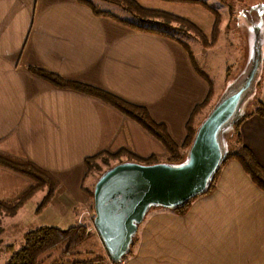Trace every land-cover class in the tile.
Here are the masks:
<instances>
[{"label": "crops", "instance_id": "obj_1", "mask_svg": "<svg viewBox=\"0 0 264 264\" xmlns=\"http://www.w3.org/2000/svg\"><path fill=\"white\" fill-rule=\"evenodd\" d=\"M88 2L0 0V152L30 160L50 172L59 186L49 205L59 207L56 212L68 226L77 223L88 207L82 190L85 158L127 150L140 157L166 159V151L110 105L73 89L57 88L32 75L29 66L145 106L155 121L167 126L175 142L182 138L187 115L209 91L179 43L130 26L127 16H118L115 5ZM256 100L264 105V70ZM239 131L242 143L264 168V118L249 115ZM230 164L214 188L188 208V230L202 225L195 230L196 236L200 233L210 239L206 217L218 211L210 205L229 206L232 216L236 208L229 191L238 190L235 178L241 177L242 184L252 183L235 162ZM29 186L28 178L0 165V201L17 200ZM225 187L228 191L222 197ZM235 230L226 227V247ZM24 232L20 229L21 236ZM207 247L194 249L201 253ZM5 248L0 247V264ZM214 254L206 257L208 263L216 259ZM233 258L236 255L227 254L228 260Z\"/></svg>", "mask_w": 264, "mask_h": 264}, {"label": "rangeland", "instance_id": "obj_2", "mask_svg": "<svg viewBox=\"0 0 264 264\" xmlns=\"http://www.w3.org/2000/svg\"><path fill=\"white\" fill-rule=\"evenodd\" d=\"M200 1H204L207 6H209L211 9H215L220 13L221 16V33L219 34L217 42L214 46L205 49L203 48L198 38L195 36L194 32L187 30L185 27L179 26L178 24H171V26L173 28L174 38H179L190 46L191 50L193 51V57H195L196 65L199 67V69H201L203 73H205L210 78L213 83V91L215 93L214 97H211V107L217 100L216 97L219 96L226 80L235 73L242 61L244 43L241 38L239 26L243 25L245 22L240 12H242L244 8H249L255 3L264 4V0ZM136 2L149 10L164 11L168 14L188 19L197 24L204 31L206 36H209V33L212 30L214 21L213 16L200 5L179 3L175 2L174 0H138ZM110 7L112 8L113 4H110ZM113 8H116L115 10H117L118 16H127L129 22H137L136 18L132 17L127 11L120 8L119 6L115 5V7ZM128 24L132 27H135L130 23ZM148 33L156 34L177 42L173 37H170L169 35L167 36L159 34L157 31H148ZM182 48L186 52V49L183 46ZM158 50L162 51L161 49ZM178 61L180 60L178 59ZM254 100H256V97ZM254 100L252 101L251 105L254 104ZM250 106L248 107L246 113H248L251 109ZM209 109L205 110L206 113L204 114V116H200L201 118L198 120L197 124L203 117H205ZM189 115L190 114L187 115L182 126V138L180 140H177L176 142L174 141L178 146L184 144L183 142L186 138L185 124ZM234 136L235 132L231 139H233ZM187 148H182V153H184V155L187 151ZM232 149L233 148L231 146L228 154L232 151ZM137 157H139L140 159H147L151 156ZM166 161H171L167 160V155L166 159H160L156 157L155 161L152 163ZM230 163L231 162L227 163L226 165H223L224 163L222 164L223 166L218 171L219 176L216 182L222 176L223 170L229 169V166L232 167ZM99 164L100 170L95 171L94 179L92 177V179L94 180L93 183L100 175V173L107 168L106 164L101 163L100 161ZM109 164L111 166L115 164V162H110ZM88 179L89 178L85 180L84 186L91 187L92 191L90 179ZM248 183L249 184H242L241 177L235 178L233 182V185L238 184V190L237 192L229 191L231 193V199L233 200V208H236L232 216L230 215V212H228L230 211L229 206H226V208L221 204L218 205V203L214 206L210 205L213 210L217 209L218 211L214 212L211 217H206L208 233H210V237H208L210 238L209 240L204 239V237H202L200 233H198L197 236L195 235V230L202 226L200 224L197 225L199 227L194 229V231L188 230V228L186 227L189 224L188 222L186 223V214L188 213V210H185L182 214H177L176 212L165 208H152L146 214L145 219L142 221V223L139 225L134 244L131 247L129 254L121 261L120 264H144L146 261L148 262L147 264H150L152 262H155L154 264H213V262L214 264H264V191L256 187L254 184L250 182ZM225 188L226 189H224L221 193L223 194L221 195L222 197L225 196L228 191L227 187ZM65 193L66 192L62 193V199H65ZM68 194L69 192L67 193V195ZM41 195V192L38 193L32 199L30 205L24 207L23 210L19 209L14 214L9 216L0 215V247L4 248L10 244L16 245V247L19 246L21 243L20 229L28 231L42 224H54V226L60 228H66L68 226V222L66 221V219L64 217H61L57 213L59 211V207H56L55 204H53L52 206L50 204V208H48L49 206H47L40 213L36 215L34 214L33 210L40 200ZM199 198L200 197H196L189 203L193 204L194 201H198L201 199ZM87 204L90 218V212H93V210H90L92 200L88 196ZM207 212H209V210ZM197 214H199V212ZM82 215L88 214L86 212H83L81 216ZM230 216L231 219L229 220ZM226 219L228 221H226ZM88 224V232L94 233V237H97L98 241L100 242L96 231L94 230L92 220H89ZM226 227H233V230L236 229L233 232V235L231 237L229 236V239L231 240L229 247H226V241L228 238L225 233ZM221 234H223V237L220 238ZM94 237L91 236L89 238V241H93ZM220 239L222 240L220 241ZM187 241H191V243H188ZM195 246L208 247L205 250L204 248H202L201 254L194 249ZM87 247H89V245ZM186 253L188 254L189 259L186 257ZM228 253L233 256L236 255V258H233L232 261L228 260ZM212 254L215 255L214 257L216 259L208 263L206 257L208 256V258L211 259ZM102 255L105 258V264H112L111 262H109L110 260L107 257L104 248ZM96 256H98V253L95 252L89 257L88 254L85 256L83 254H77L71 256V258L85 259ZM2 257L1 261L3 260ZM5 258L6 257H4V261L2 262V264H4ZM43 264H48V262H45Z\"/></svg>", "mask_w": 264, "mask_h": 264}, {"label": "trees", "instance_id": "obj_3", "mask_svg": "<svg viewBox=\"0 0 264 264\" xmlns=\"http://www.w3.org/2000/svg\"><path fill=\"white\" fill-rule=\"evenodd\" d=\"M78 1L89 3L88 0ZM101 1H104L108 4L117 5L127 11L132 17L137 19V22H126L132 24L140 30H143V32L157 31L159 34L167 36L169 35L170 37L174 38L171 24H178L179 26L185 27L187 30L195 33V36L205 49L214 46L217 42L219 34L221 33L220 13L215 9H211L206 3H204V1L174 0L175 2L179 3L200 5L213 16V27L209 33V36H206L204 31L197 24L188 19L174 16L164 11L146 9L142 5L138 4L135 0ZM174 39L186 49L188 57L195 71L200 77L206 80L209 85L207 96L201 103L196 104L193 107L186 121V138L183 142L184 144L181 146L175 144L174 140L169 134L167 126L162 122L155 121L151 117L149 110L143 105L135 104L114 93L91 85L63 79L58 74L41 68L29 66L28 71L32 75L48 82L57 88L73 89L85 95L95 97L110 105L126 117L135 121L150 135L156 138L164 147L167 160L178 161L184 156V153H182V148H187L190 144L194 127L196 126L198 120L206 113L205 110L209 109L211 97H214L215 92L213 91V83L210 78L196 65L195 57H193V51L191 50L190 46L179 38ZM250 107L252 110L250 109L249 112L246 113L235 125V136L230 140V145L233 149L228 154V158L225 160L223 165H226L229 162H235L249 177L250 181L256 187L264 191V168L258 163L252 151L242 143L241 134L239 131L240 123L249 115L257 114L258 116L264 118V105H262L260 101L254 100V104H252ZM124 159L135 160L148 164L154 162L156 157L151 156L147 159H140L132 152L127 150H120L114 154L98 153L92 155L85 158L84 160L86 167L84 182L87 178H89L93 184L95 171L100 170L99 161L106 164V167H108L110 166V162L116 163ZM0 165L18 174H21L30 180V186L17 200L0 201V215L9 216L14 214L40 192L42 195L34 209V214L36 215L40 213L45 207L49 205L59 186V182L50 174V172L30 160L3 154L1 152ZM218 174L219 172L216 174L211 189L206 194H208L214 188L216 180L219 176ZM84 182L82 184H84ZM82 190L92 200L91 187L82 186ZM189 205L190 203H188V205L182 209L172 211L176 212L177 214H182L185 210H188ZM90 210H93L92 205H90ZM88 223L89 220H87L85 217H81L77 223L75 222L70 224L66 228L45 224L38 225L22 234L21 243L19 246L16 247V245L12 244L6 246L4 251L6 259L4 264H43L45 262H48V264H105V258L102 255L103 247L98 241L97 237H94L95 234L88 232ZM91 236L94 237L93 241H89ZM88 245L89 247H87ZM95 252L98 253V256L96 257L85 259L71 258V256L77 254H83L84 256L88 254L89 257Z\"/></svg>", "mask_w": 264, "mask_h": 264}, {"label": "water", "instance_id": "obj_4", "mask_svg": "<svg viewBox=\"0 0 264 264\" xmlns=\"http://www.w3.org/2000/svg\"><path fill=\"white\" fill-rule=\"evenodd\" d=\"M242 61L217 100L196 125L178 161L144 164L122 160L92 186L93 226L112 264H120L134 244L138 227L152 208L178 210L205 195L231 149L236 123L255 99L264 70V4L240 12Z\"/></svg>", "mask_w": 264, "mask_h": 264}, {"label": "built area", "instance_id": "obj_5", "mask_svg": "<svg viewBox=\"0 0 264 264\" xmlns=\"http://www.w3.org/2000/svg\"><path fill=\"white\" fill-rule=\"evenodd\" d=\"M88 215H83L82 217H85L87 220H93V217H94V213L93 212H90V218H89V211L86 210L85 211ZM94 227V226H93ZM95 230V228H94Z\"/></svg>", "mask_w": 264, "mask_h": 264}]
</instances>
